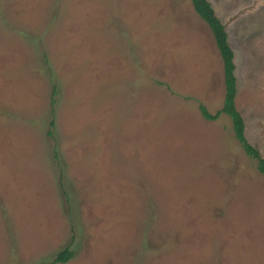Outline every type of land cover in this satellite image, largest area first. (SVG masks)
<instances>
[{"label":"rangeland","instance_id":"rangeland-1","mask_svg":"<svg viewBox=\"0 0 264 264\" xmlns=\"http://www.w3.org/2000/svg\"><path fill=\"white\" fill-rule=\"evenodd\" d=\"M208 1L264 158V0ZM223 96L189 0H0V264H264Z\"/></svg>","mask_w":264,"mask_h":264},{"label":"trees","instance_id":"trees-1","mask_svg":"<svg viewBox=\"0 0 264 264\" xmlns=\"http://www.w3.org/2000/svg\"><path fill=\"white\" fill-rule=\"evenodd\" d=\"M193 11L209 27L217 48L222 65V77L224 83V96L222 106L213 114L210 113L203 104H199L198 109L203 118L216 120L221 114H226L230 120L233 135L237 140L243 153L255 162V169L264 175V158L258 150L249 144L245 136V120L241 112L237 109L235 97L237 94L236 78L234 75V63L232 62L233 53L226 40L224 25L215 15L208 0H189ZM53 102V100H52ZM53 108L51 109V113ZM54 124L53 121L50 122ZM73 256V251L69 246L59 251L53 259L54 263L67 262ZM36 264V263H35Z\"/></svg>","mask_w":264,"mask_h":264}]
</instances>
